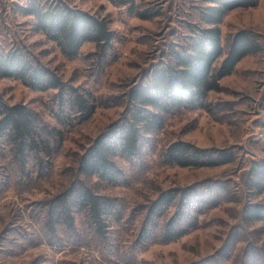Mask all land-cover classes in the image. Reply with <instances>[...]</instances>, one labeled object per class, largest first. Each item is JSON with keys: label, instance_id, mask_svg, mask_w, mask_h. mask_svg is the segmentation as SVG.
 I'll list each match as a JSON object with an SVG mask.
<instances>
[{"label": "rangeland", "instance_id": "obj_1", "mask_svg": "<svg viewBox=\"0 0 264 264\" xmlns=\"http://www.w3.org/2000/svg\"><path fill=\"white\" fill-rule=\"evenodd\" d=\"M63 1L108 19L114 37L104 58L92 42H85L75 56L63 55L33 26L32 17L20 11L27 0H0V49L11 43L26 46L62 80L90 91L96 102L88 119L62 125L54 117V89L35 90L19 79L0 76V94L7 102L25 103L45 124L63 131L47 167L31 162L21 171L9 150L0 148V264H239L247 245H264L263 221H239L241 205L248 201L245 173L253 162L264 161V0L233 9L220 22L224 48L230 34L241 28L255 32L262 48L242 57L220 79L221 89L208 93L206 108L168 115L142 158L120 161L125 176L119 184L86 179L95 192L123 201V219L113 223L105 238L91 234L81 218L74 230L58 228L56 237L51 236L45 225L47 203L76 177L77 158L88 141L123 112V92L186 35L201 3L136 0L141 8L157 12L140 18L108 0ZM177 138L201 147H229L236 159L203 167L163 162V147ZM221 182L228 188L216 191L220 203L201 214L187 233L167 242L161 237L145 244L134 241L145 206L158 192L189 184L216 189Z\"/></svg>", "mask_w": 264, "mask_h": 264}, {"label": "trees", "instance_id": "obj_2", "mask_svg": "<svg viewBox=\"0 0 264 264\" xmlns=\"http://www.w3.org/2000/svg\"><path fill=\"white\" fill-rule=\"evenodd\" d=\"M108 1L125 6L140 18L157 14L151 8H141L136 0ZM257 2L200 0L198 18L188 22L186 35L172 44L166 58L153 64L140 81L128 86L123 92V112L88 141L78 155L76 177L49 199L45 225L51 236L58 228L74 230L81 218L91 234L105 238L113 223L123 219V201L95 192L86 179L94 176L106 184H119L125 176L120 161L142 158L151 136L163 127L168 115L183 108H206L208 93L221 89L220 79L231 73L242 57L262 48L258 35L246 28L230 34L224 48L219 24L229 11ZM19 9L30 15L33 26L67 57L75 56L85 42L96 45L100 58L112 48L113 31L105 16L63 0H27ZM0 76L19 79L35 90L54 89V117L62 125L73 119L84 121L95 110L90 91L62 80L24 45L11 43L0 49ZM62 138L61 129L45 124L25 103H9L0 94V148L9 150L21 171L31 162L50 166ZM236 155L229 147H201L180 138L169 141L161 151L163 162L181 167L228 164ZM245 175L243 191L248 201L241 205L239 221L247 225L264 222V161L253 162ZM227 186L222 182L216 189L189 184L158 192L145 206L134 241L145 244L155 237L166 242L181 237L197 225L201 214L220 203L216 191H226ZM244 252L239 264H264V245L251 243Z\"/></svg>", "mask_w": 264, "mask_h": 264}]
</instances>
